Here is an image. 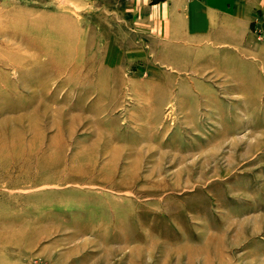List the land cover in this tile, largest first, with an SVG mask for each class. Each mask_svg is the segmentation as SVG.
I'll list each match as a JSON object with an SVG mask.
<instances>
[{"label":"rangeland","instance_id":"1","mask_svg":"<svg viewBox=\"0 0 264 264\" xmlns=\"http://www.w3.org/2000/svg\"><path fill=\"white\" fill-rule=\"evenodd\" d=\"M0 264H264V0H0Z\"/></svg>","mask_w":264,"mask_h":264},{"label":"bare ground","instance_id":"2","mask_svg":"<svg viewBox=\"0 0 264 264\" xmlns=\"http://www.w3.org/2000/svg\"><path fill=\"white\" fill-rule=\"evenodd\" d=\"M22 114V113H21ZM94 114V113H93ZM95 120V119H94ZM39 127V126H38ZM181 171V170H180ZM159 174V173H158Z\"/></svg>","mask_w":264,"mask_h":264}]
</instances>
